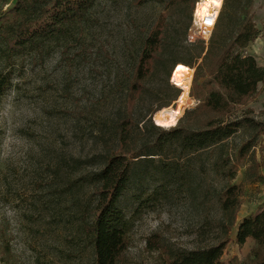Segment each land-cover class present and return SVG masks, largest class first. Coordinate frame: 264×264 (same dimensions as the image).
Returning a JSON list of instances; mask_svg holds the SVG:
<instances>
[{
	"label": "rangeland",
	"instance_id": "374dc122",
	"mask_svg": "<svg viewBox=\"0 0 264 264\" xmlns=\"http://www.w3.org/2000/svg\"><path fill=\"white\" fill-rule=\"evenodd\" d=\"M14 2L0 0V24ZM163 9L156 1L98 0L65 33L37 41L20 53L10 54L0 38V73L12 75L0 100V264H93L87 232L96 205L91 178L107 155L119 151L118 122L131 111L134 135L129 154L138 153L157 137L152 128L159 127L153 121L155 113L176 109L178 124L197 106L190 93L203 54L184 41L191 20L179 12L167 20L155 72L129 108L133 69ZM251 14L258 37L243 54L264 67V0H253ZM177 64L193 70L182 108V91L170 79ZM242 115L264 123L263 84L226 118ZM159 159L138 162L136 172L146 176L136 177L119 201L128 229L127 250L118 264H168L177 252L215 242L225 224L220 199L230 186L238 188L239 205L221 260L247 262L253 242L238 246L235 234L243 218L264 210L260 127L245 126L220 147L185 157L179 166L173 154L166 155L164 160L177 168L174 180L159 176Z\"/></svg>",
	"mask_w": 264,
	"mask_h": 264
},
{
	"label": "trees",
	"instance_id": "16d2710c",
	"mask_svg": "<svg viewBox=\"0 0 264 264\" xmlns=\"http://www.w3.org/2000/svg\"><path fill=\"white\" fill-rule=\"evenodd\" d=\"M97 1L15 0L8 10V18L0 24V38L10 54L20 53L37 41L65 33L66 28L81 21ZM142 1L161 2L164 9L143 40L130 78L129 108L141 97L143 83L155 72L167 37V20L179 12L186 13L191 20L197 0ZM252 4L253 0H224L207 46L203 43L191 45L199 48L200 54H203L201 63L196 67L190 93L198 104L185 113L181 122L168 130L152 126L157 133L156 139L138 153L131 154L129 146L134 135L131 111L118 122L119 151L107 155L101 170L91 178L95 184L96 205L87 232L93 264H118L127 250L128 225L119 201L136 177L144 179L146 176L144 172H136L138 162H152L160 157L155 161L159 176L174 180L177 175L175 166H179V161L190 155H200L203 151L210 153L241 128L260 127L264 135V123L254 122L244 115L226 118L256 95L259 84L264 85V67L258 66L253 56L243 54L258 37L251 14ZM36 5L37 13L32 15L31 11ZM189 27L190 24L185 28L184 41ZM11 81V72L0 73V100ZM168 154L175 157V166L164 160ZM157 191H153V194ZM238 205V188L230 186L220 199L225 220V224L220 226L221 236L213 243L175 253L168 264H224L221 258L229 242L228 233L235 222ZM203 230L198 231L197 237L200 239L205 234ZM248 240L253 242V247L248 261L242 264H264V210L243 218L238 224L235 243L242 246Z\"/></svg>",
	"mask_w": 264,
	"mask_h": 264
},
{
	"label": "bare ground",
	"instance_id": "6f19581e",
	"mask_svg": "<svg viewBox=\"0 0 264 264\" xmlns=\"http://www.w3.org/2000/svg\"><path fill=\"white\" fill-rule=\"evenodd\" d=\"M202 2L204 6L210 7L212 5L219 6L220 4L219 0H203ZM191 70L185 65L177 64L170 73L171 82L182 91L178 101L179 108L184 107L188 101ZM179 117L180 112L178 110L172 108H163L153 115V121L159 127L171 128L177 124Z\"/></svg>",
	"mask_w": 264,
	"mask_h": 264
},
{
	"label": "built area",
	"instance_id": "2783aa9c",
	"mask_svg": "<svg viewBox=\"0 0 264 264\" xmlns=\"http://www.w3.org/2000/svg\"><path fill=\"white\" fill-rule=\"evenodd\" d=\"M202 1L195 2L190 27L185 35V42L190 45L203 43L207 46L221 9L222 0H219V6L211 7L204 6ZM171 84L175 86L174 83Z\"/></svg>",
	"mask_w": 264,
	"mask_h": 264
}]
</instances>
